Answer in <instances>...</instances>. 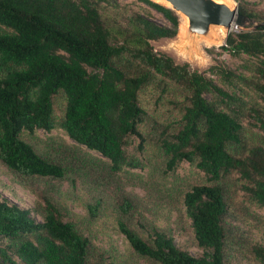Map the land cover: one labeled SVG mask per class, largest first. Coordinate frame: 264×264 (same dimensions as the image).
I'll list each match as a JSON object with an SVG mask.
<instances>
[{"label":"trees","instance_id":"16d2710c","mask_svg":"<svg viewBox=\"0 0 264 264\" xmlns=\"http://www.w3.org/2000/svg\"><path fill=\"white\" fill-rule=\"evenodd\" d=\"M234 1L256 25L219 48L256 62L249 75L213 65L208 77L153 51L150 42L175 37L179 19L151 0L132 2L164 24L119 0H0V164L34 197L26 210L0 195V264H123L93 243L107 206L144 264H232L242 240L229 222L231 198L241 192L264 207V141L242 125L251 117L264 130V13ZM36 130H60L73 145L48 140L49 151L39 152L22 138ZM180 162L203 180L172 190ZM129 169H146V178ZM133 178L148 199L180 200L201 255L175 246L146 217ZM65 184L99 193L77 214ZM248 252L264 264V247Z\"/></svg>","mask_w":264,"mask_h":264},{"label":"rangeland","instance_id":"374dc122","mask_svg":"<svg viewBox=\"0 0 264 264\" xmlns=\"http://www.w3.org/2000/svg\"><path fill=\"white\" fill-rule=\"evenodd\" d=\"M121 3L128 4L134 10L143 8L147 12L150 19L159 24H164L163 18L148 8H145L141 4H135L133 0H119ZM232 6L237 8L238 2L229 0ZM240 4L254 13L259 11L264 13V0H241ZM179 25V20H178ZM256 25L255 22L245 21L243 27L250 29ZM212 31H216L213 28ZM236 32L235 29H230L228 32L224 31L223 39L217 45H210L206 40L201 38L192 39L191 41L179 38L178 29L174 38L172 39H160L154 42H150L153 51L157 54H163L171 58L175 64H187L191 70H195L198 73H204L209 77L206 72L210 66L221 65L229 69H234L238 73L242 72L245 75H249L252 67V63L256 60L245 55L232 56L226 51L221 50L219 47L223 46L227 35ZM214 79V78H212ZM254 101L261 103L255 95H253ZM56 113L59 114L58 108ZM254 120L250 117H246L242 124L245 128L247 136L253 142L264 141V130L261 131L256 125L253 126ZM22 138L33 145L39 152H48V148L45 149L47 141L62 142L68 145H73V142L66 137L60 130H51L50 132H44L42 130H36L32 135L22 134ZM136 145L128 147L129 153H132L135 158L142 159V155L133 150ZM96 157H100L98 154L90 153ZM129 172L134 175H140L146 178V169L140 171L138 169H129ZM178 178H181L179 184L172 177V190L178 186V188L185 187V181L190 183H197L203 180V175L193 167H190L186 162H180L174 171ZM170 180V178L168 179ZM134 185L133 193L138 195L145 201L149 213L146 217H150L155 221V225L166 230L172 237L175 246L182 250H186L192 256H199L202 251L193 246L192 233L189 226V220L184 214L181 202L179 199H175L172 195V201L169 206H166L165 202H158L152 197L150 199L144 197L145 190L140 188L137 178H133L131 181ZM178 184V185H177ZM88 186L77 184L75 190H71L67 184L63 185V191H74L71 195L75 201H68V207L75 213L81 214L83 210L80 207L83 200L88 199L92 194L99 193V190L88 189ZM129 189V188H128ZM151 193V191H149ZM0 195L9 202L15 204L20 209L31 210L34 204V197L21 185H19L15 178L10 175L5 168L0 164ZM177 197V196H176ZM231 204L229 207L230 216L229 222L237 227L235 235L240 237L242 242L239 244L238 252L230 253V261L232 264H260L253 255L248 252V249L253 245L264 247V207H257L252 202L248 201L241 192H237L231 198ZM80 203V204H79ZM172 203V204H171ZM107 205H104V207ZM172 207V208H171ZM105 214L100 217L92 226V234L95 236L93 243L115 254V258L119 263L123 264H144L143 261L136 258L124 237L116 230L113 218L111 217L110 208L106 207ZM35 220L40 221L39 217L33 216Z\"/></svg>","mask_w":264,"mask_h":264},{"label":"water","instance_id":"95a60500","mask_svg":"<svg viewBox=\"0 0 264 264\" xmlns=\"http://www.w3.org/2000/svg\"><path fill=\"white\" fill-rule=\"evenodd\" d=\"M176 16L185 19L183 36L185 40L201 38L212 39L213 28L221 27L228 32L231 27L242 29L246 19L237 13L231 3L217 0H160ZM156 3V2H154ZM159 4V3H157ZM160 5V4H159ZM163 6V5H162ZM178 18V17H177ZM264 24V22L262 23Z\"/></svg>","mask_w":264,"mask_h":264},{"label":"bare ground","instance_id":"6f19581e","mask_svg":"<svg viewBox=\"0 0 264 264\" xmlns=\"http://www.w3.org/2000/svg\"><path fill=\"white\" fill-rule=\"evenodd\" d=\"M152 2H156V3H159L160 5H163V6H168L167 3L165 2H162L160 0H151ZM217 1H225L227 3L230 4V1L229 0H217ZM178 19H179V28H178V37L179 38H183V36L185 35L184 33V28H185V19L184 17H182L181 15H177ZM231 29H233L231 27ZM212 39L208 40L207 43L210 44V45H217L221 42V39H223V36H224V29H222L221 27H217L216 28V31H213L212 32Z\"/></svg>","mask_w":264,"mask_h":264},{"label":"built area","instance_id":"2783aa9c","mask_svg":"<svg viewBox=\"0 0 264 264\" xmlns=\"http://www.w3.org/2000/svg\"><path fill=\"white\" fill-rule=\"evenodd\" d=\"M234 29H235V31H237L238 28H234ZM223 46H225V45L223 44Z\"/></svg>","mask_w":264,"mask_h":264}]
</instances>
